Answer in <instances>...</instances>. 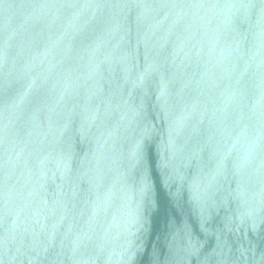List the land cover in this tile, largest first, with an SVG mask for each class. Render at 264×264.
Instances as JSON below:
<instances>
[{
	"label": "water",
	"instance_id": "obj_1",
	"mask_svg": "<svg viewBox=\"0 0 264 264\" xmlns=\"http://www.w3.org/2000/svg\"><path fill=\"white\" fill-rule=\"evenodd\" d=\"M0 264H264V0H0Z\"/></svg>",
	"mask_w": 264,
	"mask_h": 264
}]
</instances>
